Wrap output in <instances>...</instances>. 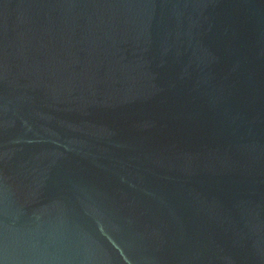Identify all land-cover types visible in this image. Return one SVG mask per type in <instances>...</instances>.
I'll use <instances>...</instances> for the list:
<instances>
[{"label": "water", "instance_id": "95a60500", "mask_svg": "<svg viewBox=\"0 0 264 264\" xmlns=\"http://www.w3.org/2000/svg\"><path fill=\"white\" fill-rule=\"evenodd\" d=\"M0 264H264V0H0Z\"/></svg>", "mask_w": 264, "mask_h": 264}]
</instances>
